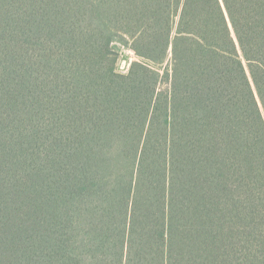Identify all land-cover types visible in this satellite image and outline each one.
<instances>
[{"label":"trees","instance_id":"trees-1","mask_svg":"<svg viewBox=\"0 0 264 264\" xmlns=\"http://www.w3.org/2000/svg\"><path fill=\"white\" fill-rule=\"evenodd\" d=\"M0 264H264V0H0Z\"/></svg>","mask_w":264,"mask_h":264},{"label":"rangeland","instance_id":"rangeland-1","mask_svg":"<svg viewBox=\"0 0 264 264\" xmlns=\"http://www.w3.org/2000/svg\"><path fill=\"white\" fill-rule=\"evenodd\" d=\"M136 58L133 53L126 51L125 49H121L119 54V61H118V70L122 73H125L128 69V66L131 62L135 61Z\"/></svg>","mask_w":264,"mask_h":264}]
</instances>
